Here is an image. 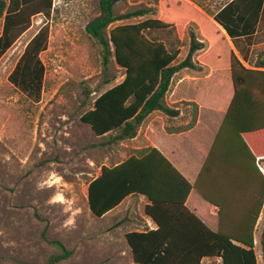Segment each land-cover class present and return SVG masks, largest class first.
<instances>
[{"label": "rangeland", "instance_id": "374dc122", "mask_svg": "<svg viewBox=\"0 0 264 264\" xmlns=\"http://www.w3.org/2000/svg\"><path fill=\"white\" fill-rule=\"evenodd\" d=\"M227 1L125 0L116 5L117 14L141 8L153 12L116 22L113 27L147 18L172 24L173 10L189 11L188 17L182 11L174 13L175 23L180 24L175 26L180 40L176 62L186 57L189 34L193 33L209 51V68L216 64L221 70L215 72L201 65L197 70L180 71L173 85L187 76H213L193 84L180 82L176 97L202 101L219 92L214 97L222 101L230 88L225 69L228 46L213 45L212 28L206 25L199 29L195 21L211 23L212 15ZM97 15V0H52L49 15L33 16L30 27L0 58V264H46L56 252L52 241H59L71 252L60 264H134L124 235L144 230L146 226L140 224L142 208L131 200L127 219L112 229L113 221L92 217L86 202L87 182L99 174L101 166H114L146 149L136 150L129 140L100 147L101 139L80 122L93 100L123 79L112 57L103 64L101 48L85 32L88 22ZM2 24L1 18L0 33ZM260 27L264 28V14ZM42 28L47 30L46 48L39 54L44 75L40 94L33 99L17 90L8 78L27 43ZM198 57H206L205 49L196 53L193 61L198 63ZM258 59H264V44L252 48L251 66ZM109 79L112 82L105 85ZM178 106L182 116L167 122L166 127L184 126L190 121L192 106ZM205 118L206 111L202 123ZM152 139L169 147L184 142L187 149L188 142H196L197 137L170 138L156 131ZM222 166L212 159L206 166L207 195L212 199L226 192L229 196L230 191L237 196L244 189L246 180L230 176ZM263 216L256 226V238L263 228ZM220 230L226 231L224 227Z\"/></svg>", "mask_w": 264, "mask_h": 264}, {"label": "trees", "instance_id": "16d2710c", "mask_svg": "<svg viewBox=\"0 0 264 264\" xmlns=\"http://www.w3.org/2000/svg\"><path fill=\"white\" fill-rule=\"evenodd\" d=\"M125 0H97L98 15L88 22L86 34L102 50L103 64L113 58L122 71L123 79L100 93L85 111L80 122L87 125L92 134L101 139L100 147H110L131 140L145 119L153 112L168 118L179 116V109L167 105L173 77L182 70H197L207 61L209 51L193 33L186 57L177 63L179 38L176 32L175 12L171 23L147 18L133 24L114 26L116 22L137 19L151 14L150 8L135 9L117 14L116 5ZM264 0H228L215 14L211 23L203 19L195 21L201 29L209 25L215 37L213 45L233 44L238 57L228 47V67L232 85V97L223 120L213 140L207 160L193 185L156 149L146 148L139 156L111 166H101L99 174L87 182L86 202L89 214L101 218L114 210L128 197H143L147 204L143 215L156 226L124 235L134 264H257L254 252L256 223L264 203V178L257 171L255 160L264 157V59H258L253 68L247 57L252 45L264 42V32L255 34L260 25ZM52 0H0V58L30 27V19L38 14L49 15ZM176 14V13H175ZM187 18L185 19V21ZM184 21L181 23L183 24ZM224 41V42H222ZM47 30L40 29L27 43L23 54L9 76V82L30 98H38L44 75L39 54L45 50ZM205 49L206 57L193 61L196 53ZM211 70L220 71L215 64ZM112 82L106 80L105 85ZM190 121L178 128H166L168 134L190 131L196 124L198 106L194 102ZM216 142H241L249 155L247 165L258 172L261 183L252 184L254 207L247 217V225L217 231L210 230L187 207L192 190L209 205L222 208L227 194L216 199L207 195L206 166ZM246 142H255L251 147ZM245 145H244V144ZM220 220V212H218ZM250 222V223H249ZM123 222L116 223L112 229ZM56 249L46 264H60L71 255L59 241L50 242ZM262 263L264 264V219L260 233Z\"/></svg>", "mask_w": 264, "mask_h": 264}, {"label": "crops", "instance_id": "0c3cea01", "mask_svg": "<svg viewBox=\"0 0 264 264\" xmlns=\"http://www.w3.org/2000/svg\"><path fill=\"white\" fill-rule=\"evenodd\" d=\"M263 14L264 4L260 15L259 24L261 23ZM258 32H264V28L262 29L260 25L257 27L255 34ZM226 41L228 47L230 45L231 49L238 57V53L235 50L231 41L228 38L226 39ZM262 44H264V42L252 45V47L249 49L247 57H250L251 50L254 46ZM243 64L247 68H253V65H249V63ZM226 71L228 73L227 79H229L230 81L229 71ZM211 76L213 75L187 76L182 80H178L177 82H175V85H173L175 77L174 76L171 82L169 93L166 97V102L168 106L179 109V116L170 119L165 115L161 114L160 112H153L145 119L143 124L140 126L137 135L133 139L129 140L132 142L136 150H141L142 148L148 147L156 148L191 185L195 183L198 173L206 162L210 150L213 149L212 147L214 143V137L223 120V117L226 113V110L232 97V85L230 82V88L227 93V97L222 101H217V98L214 97L215 95H220L219 92L211 94L213 96H209V98H204L202 101H195L185 99L184 97L180 96L176 97L175 91L180 82L189 81L193 84L195 82L205 80V78ZM182 102H194L198 106L196 124L190 131L182 132L179 134H168L166 128L181 127H166L165 124H167V122L169 121H174L182 116V112L180 110V107L178 106V104H181ZM204 111H206V118L205 123H202V114ZM186 124L187 123H185L184 126ZM156 131H159L164 136L170 138H183L185 136H191L192 138L197 137V139L196 142H188L187 149L184 148V142H175L174 146L169 147L161 142H156L152 139V136L156 134ZM246 143L249 147H251L252 145H254L255 142ZM210 159H212L213 161L217 160L219 164H223V169H225V171L230 176L236 177L238 180H246L245 185L243 186L244 189L240 190L239 195L237 196L232 195L230 191V195L226 198V203H224V205L220 209L204 202L200 198V196L194 190H192L186 201V207L212 231H217L218 224L220 225V227H224V229L235 228L243 224L247 225V217L249 216L255 204L251 186L253 182L261 183V178L258 172L264 178V157L255 160V165L258 171L256 172L255 170H253V167L247 165L249 155L244 150L241 142H216V145L214 146V151L212 152V156L210 157ZM131 200L137 202V206L141 207L142 211L144 206L147 204L145 198L141 196L128 197L118 207H116L114 210L110 211L99 219L109 218L111 219V221H113V225L119 222H124L125 219H127L126 214L129 211L128 204ZM123 208L125 209L123 210ZM218 212H220V220ZM263 213L264 203L256 226L259 224ZM121 214H124L122 218L120 217ZM140 218V224L142 226H146L150 230H154L156 228V226L151 222V220H149L143 214L140 216ZM253 240L254 252L257 257V264H259V261L261 264H263L260 247V236L259 238H256V235L254 233ZM208 262L209 260H205L202 264H208Z\"/></svg>", "mask_w": 264, "mask_h": 264}]
</instances>
